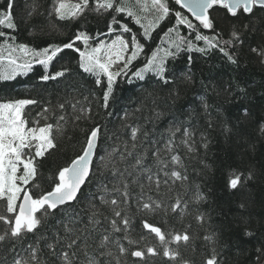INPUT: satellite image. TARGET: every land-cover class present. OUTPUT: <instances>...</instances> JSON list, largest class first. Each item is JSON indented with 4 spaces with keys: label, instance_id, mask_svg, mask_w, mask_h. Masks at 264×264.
Wrapping results in <instances>:
<instances>
[{
    "label": "snow or ice",
    "instance_id": "1",
    "mask_svg": "<svg viewBox=\"0 0 264 264\" xmlns=\"http://www.w3.org/2000/svg\"><path fill=\"white\" fill-rule=\"evenodd\" d=\"M16 3L17 0H5L0 6V81L26 75L34 64L43 69L40 81L63 78L70 71L69 67L62 65L60 70L52 72L49 68L62 58L65 50H70L75 54L71 59L76 61L78 69L94 78L95 85L102 90L100 106L105 109L118 78L135 77L144 81L147 74L155 78L156 86L167 90L168 99L175 103L183 89L195 84L192 53L208 56L218 52L229 65L239 68L247 48V54L254 55L264 66V0H135V6H131L129 0H49L43 11L40 0H32L26 5L29 11L25 23L34 16H42L50 30L63 25L76 28L66 40L41 48L19 43L12 34L19 27ZM92 16L104 23V30H98L95 35L86 27ZM173 16L175 23L164 32L162 43L144 55L145 45L140 37L151 39L153 31ZM127 20L138 25L140 32H133ZM181 27L188 33L182 34ZM247 34H259L260 42L247 43ZM182 53H187L184 66L170 67L169 61L177 60ZM142 55V65L131 71ZM200 85L203 92L195 94L194 106L190 107L186 118L170 121L160 132L159 139L146 130L142 132L141 125L128 124L125 113L122 127L127 130L128 138L117 137V143L97 160L102 126L92 124L79 129L83 134L79 151L49 176L48 189L35 182L39 162L58 148L57 136L65 135L67 117L60 114L50 122L53 119L49 116L53 111L51 106L42 107L31 115L28 106L39 104L34 98L0 101V224L3 226L0 249L8 254L0 258V264H128L129 255L146 264L161 250L170 264H192L179 250L182 243L187 246L192 239L187 229L165 232L145 220L143 228L154 234L158 244L132 247L139 245V241L130 236L132 218L128 212L131 203H135L138 213L155 214L163 210L167 215L170 210L182 218L188 201L177 195L175 202L165 205L148 193L154 190L159 196L162 185L170 192L177 182L188 191L184 159H196L199 148L208 147L206 135L201 132L198 148L193 118L203 116L211 128L216 119L213 109L217 116L221 114V98L229 102L230 98L249 99L250 85L240 80L229 81L226 86L220 82L211 88L212 96L208 95L207 84L201 81ZM67 103L70 102L58 103L56 108L63 112ZM78 103H71L73 112L79 111L72 120L74 130L79 128L76 122L91 119L87 115L90 109H77ZM153 114L156 119L163 115L156 108ZM250 116V110L244 108L242 118ZM223 128L225 132L231 131L226 122ZM256 131L264 138V120ZM180 150L184 151V157L179 154ZM94 174H97L96 181H93ZM253 179L255 173L251 169L247 175L232 170L226 187L238 191ZM93 183L95 191L85 193V187ZM133 187H138L139 192L134 194ZM146 187L148 192H145ZM204 199L199 185H195L191 202L199 204ZM78 204L84 207L77 210ZM239 207L246 206L241 203ZM58 213L61 215L57 218ZM81 213L86 214V223ZM50 218H57V227L47 224ZM195 219L201 225L207 221L201 212L196 213ZM104 222L107 227L101 230L99 226ZM244 235L253 233L246 227ZM203 239L211 246L204 264H221L216 250L217 233L206 230ZM122 241H127L128 247Z\"/></svg>",
    "mask_w": 264,
    "mask_h": 264
},
{
    "label": "trees",
    "instance_id": "2",
    "mask_svg": "<svg viewBox=\"0 0 264 264\" xmlns=\"http://www.w3.org/2000/svg\"><path fill=\"white\" fill-rule=\"evenodd\" d=\"M40 2L43 5L41 9L43 11L47 8L49 0H40ZM4 3L5 0H0V6H3ZM31 3L32 0H17L16 3L15 14L19 21V27L12 34L17 37L19 43H25L31 48H41L49 43L66 40L76 30L71 25H63L55 31L50 30L42 16H34L25 23L29 11L26 5ZM129 4L135 6V0H129ZM127 22L133 32H140L138 25L132 23L131 20H127ZM174 23L173 16L162 22L153 31L151 39L144 40L142 36L140 37L141 43L145 45L144 55L150 54L158 44L162 43L161 37ZM86 27L91 34L95 35L98 30H104V23L92 16L89 17ZM5 31L9 30L5 29ZM181 31L182 34L188 33V30L183 27H181ZM204 31L205 34H209L207 30ZM224 38H228L227 31L224 33ZM260 39L259 34L245 36L246 42L253 45L258 44ZM74 55L70 50H65L62 58L50 66V72L60 70L62 65L70 68L65 77L58 80L40 81L39 76L43 69L40 65L34 64L32 71L26 75H17L15 79L0 81V101L14 98H34L39 101V104L28 106L31 115L34 116L42 107L51 106L53 111L49 113V116L53 119L50 122H54L55 116L60 114L65 115L69 121L65 127V135L57 136L58 148L39 162V174L35 178V182L44 189L50 187L49 176L79 151L83 141V134L79 129L89 128L92 124L102 126L98 160L99 155H103L105 150H110L117 143V137H120L121 140L128 138L127 130L122 127V124L125 123L123 120L125 113L128 114L126 121L128 124L141 125L142 132L146 130L159 139L160 132L168 127L170 121L175 118L180 120L186 118L190 107L194 106L192 101L195 94L203 92L201 81L209 86L208 95L212 96L214 94L210 90L213 86H218L220 82L226 86L229 81L240 80L250 85L248 88L249 99L241 101L239 98H230L229 102L221 98L219 101V104L222 105L221 114L217 116L213 109L216 119L211 128L207 126L203 116L198 119L194 117L192 120V124L196 128L198 148L201 132L206 135L208 147L207 149L199 148L196 159H184L189 178L187 181L188 191L185 190V186H181L177 182L170 192L162 185L159 196L154 190L148 193L163 201L165 205L175 202L179 195L183 200L189 202L184 216L181 218L179 213H172L170 210L167 215L163 210H158L155 214L138 213L135 203H131L128 212L132 218L130 236L139 241V245L132 247L143 248L146 244H158L154 234L143 228L142 221L145 220L165 232H183L187 229L192 239L187 246L182 243L179 250L182 256L190 260L192 264H204L205 256L210 255L209 248L211 247L203 239L207 230V233H217L216 250L221 264H264V138H261L256 131L257 125L264 120V66H261L254 55L247 54V48H245V55L241 58L239 68L229 65L218 52H212L208 56L192 53L195 60L193 67L195 84L183 89L180 99L175 103L168 99L167 90L156 86L155 78L151 74H147L144 81L135 77L131 79L118 78L110 97L109 106L105 109L100 106L102 90L95 85L94 78L78 69L76 61L71 59ZM144 55L134 62L131 71H135L142 65ZM186 57L187 53H182L177 60L169 61V66L172 68L183 67ZM153 100H155V104H153ZM65 101L70 103H67L65 110L61 112L56 108V105ZM77 101L79 102L77 109L81 107L90 109L87 115L91 119H81L76 122L79 128L74 130L72 120L75 115L79 114V111L73 112L71 103ZM153 108L163 113L159 119L154 117ZM244 108H248L251 112L248 119L242 118ZM225 122L231 129L230 132L224 131L223 124ZM179 154L182 157L185 156L183 150H180ZM249 169L255 173V179L247 181L238 191L226 187L232 170L247 175ZM96 180L97 174H94L93 181ZM195 185H199L205 195V199L199 204L191 202ZM84 191L85 193L95 191L94 183L86 186ZM132 192L138 193L139 188L133 187ZM145 192H148L147 187ZM241 203L245 204L244 209L239 207ZM75 207L79 210L84 205L78 204ZM105 211L107 212V210ZM197 212L204 213L207 217V221L202 225L195 219ZM60 215L58 213L57 218ZM81 216L86 223V214L81 213ZM57 218H50L47 224L53 228L57 227ZM2 227L0 224V229ZM99 227L102 230L107 227V223L104 222ZM246 227L253 233L252 236L244 235ZM141 236H144L145 239L140 240ZM122 242L128 247L127 241ZM7 255L3 249H0V258ZM10 258L8 256V259ZM127 261L128 264H145L144 261L130 255L127 257ZM146 264H170V262L163 257L161 250L159 255L150 257Z\"/></svg>",
    "mask_w": 264,
    "mask_h": 264
}]
</instances>
